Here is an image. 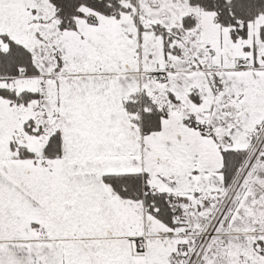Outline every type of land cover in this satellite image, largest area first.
Returning <instances> with one entry per match:
<instances>
[{
	"label": "snow or ice",
	"instance_id": "obj_1",
	"mask_svg": "<svg viewBox=\"0 0 264 264\" xmlns=\"http://www.w3.org/2000/svg\"><path fill=\"white\" fill-rule=\"evenodd\" d=\"M0 264H264V0H0Z\"/></svg>",
	"mask_w": 264,
	"mask_h": 264
}]
</instances>
